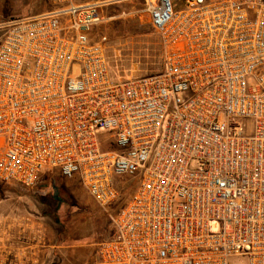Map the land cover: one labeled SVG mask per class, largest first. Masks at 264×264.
<instances>
[{"label":"built area","instance_id":"2783aa9c","mask_svg":"<svg viewBox=\"0 0 264 264\" xmlns=\"http://www.w3.org/2000/svg\"><path fill=\"white\" fill-rule=\"evenodd\" d=\"M49 1L0 22V181L76 179L94 264H264V0H143L163 67L118 79L93 35L123 0Z\"/></svg>","mask_w":264,"mask_h":264},{"label":"rangeland","instance_id":"374dc122","mask_svg":"<svg viewBox=\"0 0 264 264\" xmlns=\"http://www.w3.org/2000/svg\"><path fill=\"white\" fill-rule=\"evenodd\" d=\"M49 0H0V22L46 11ZM94 30L105 35V50L115 78L162 69L159 37L149 23L143 0L103 7ZM2 32H0L1 36ZM119 198L107 211L115 216L138 178L120 176ZM212 231L220 226L213 221ZM114 233L108 214L76 179L45 171L32 186L0 181V264H94L98 245Z\"/></svg>","mask_w":264,"mask_h":264},{"label":"trees","instance_id":"16d2710c","mask_svg":"<svg viewBox=\"0 0 264 264\" xmlns=\"http://www.w3.org/2000/svg\"><path fill=\"white\" fill-rule=\"evenodd\" d=\"M94 37L93 38H98L99 36H96L95 34L93 35ZM101 36V35H100ZM106 37V36H105ZM107 55V54H106ZM107 58H108V56H107ZM109 59V58H108ZM161 60H162V56H161ZM109 64H110V61H109ZM162 67H163V60H162ZM110 69H111V66H110ZM111 72H112V70H111ZM112 75H113V72H112ZM113 77H114V75H113ZM115 78V77H114ZM115 79H117V78H115Z\"/></svg>","mask_w":264,"mask_h":264},{"label":"bare ground","instance_id":"6f19581e","mask_svg":"<svg viewBox=\"0 0 264 264\" xmlns=\"http://www.w3.org/2000/svg\"><path fill=\"white\" fill-rule=\"evenodd\" d=\"M148 15V14H147Z\"/></svg>","mask_w":264,"mask_h":264},{"label":"crops","instance_id":"0c3cea01","mask_svg":"<svg viewBox=\"0 0 264 264\" xmlns=\"http://www.w3.org/2000/svg\"><path fill=\"white\" fill-rule=\"evenodd\" d=\"M40 178V177H39Z\"/></svg>","mask_w":264,"mask_h":264}]
</instances>
